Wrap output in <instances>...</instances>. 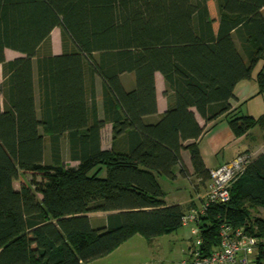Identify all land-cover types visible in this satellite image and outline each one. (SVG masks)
<instances>
[{
	"label": "trees",
	"instance_id": "16d2710c",
	"mask_svg": "<svg viewBox=\"0 0 264 264\" xmlns=\"http://www.w3.org/2000/svg\"><path fill=\"white\" fill-rule=\"evenodd\" d=\"M263 9L264 0H0V264H85L136 234L149 241L181 228L185 210L165 202L157 176L173 180L178 167L187 177L186 150L205 185L197 140L222 115L236 136L258 126L264 139V113L229 115L235 86L259 62L264 92ZM6 48L21 56L7 60ZM157 71L168 106L149 122ZM106 123L110 149L101 147ZM63 136L76 166L64 161ZM252 207L264 208V153L198 221L203 255L218 245L220 224L244 226L258 239L254 264H264V218H251ZM92 212L107 213L102 226Z\"/></svg>",
	"mask_w": 264,
	"mask_h": 264
},
{
	"label": "crops",
	"instance_id": "0c3cea01",
	"mask_svg": "<svg viewBox=\"0 0 264 264\" xmlns=\"http://www.w3.org/2000/svg\"><path fill=\"white\" fill-rule=\"evenodd\" d=\"M56 29L57 28H54L51 34ZM51 51L52 54H59L61 53V48H59L58 46H51ZM4 54L7 60L21 56L20 53H16L8 48L4 50ZM255 74L252 73V77L250 79L242 80L238 82L235 86L234 98L230 100L231 111L229 115L239 116L247 114L256 118L262 113H264V92H258V85L255 81ZM121 79L123 87L125 89H130L133 79L132 74L123 75ZM2 80V67L0 65V83ZM154 81L157 112L155 113V115L146 118V120L149 122L158 119L159 116L167 109L168 106L167 98L164 95L166 85L164 78L160 72L157 71L154 73ZM95 100L98 115L99 117H102L101 83L99 78L96 79ZM1 108L2 96L0 95V109ZM196 118L200 125H204V121L197 114ZM254 128L250 129L243 135L236 136L229 127L228 115H222L218 117L214 122L207 124L203 134L197 140L199 153L201 155L205 167L211 171L217 168L219 165L231 161L238 154L243 153L247 154L251 158H254L260 153H264L263 132L259 127L258 128L260 129V132L254 131ZM111 129L112 125L110 123H106L101 129V147L103 149L111 148ZM61 149L62 154H65L64 158L65 156L67 157V144L65 136H63V138L61 139ZM47 150L48 148L45 145V156L48 155ZM181 156L189 175L187 177H183L182 175H180L177 167L175 169L176 177L175 179L170 181L172 183H179L180 185L182 184V180L187 181L188 193H186L185 187L184 189L182 188V185H179L178 187L173 185L172 188L174 189V192L172 193L171 197H168L167 192L164 190V200L167 204H179L183 206L185 211H187L192 206L198 205L196 203L198 201L197 199H204L209 181L206 182L205 185H201L199 183V179L195 178L192 173V166L189 159V153L184 150L182 151ZM65 162H69V166L77 165V162L75 161L68 160ZM161 177L164 176H157V181L159 185V180L161 179ZM167 181L169 182V179ZM19 184V182L17 183V181H14L13 187L15 189H18ZM36 197L40 200L41 194L36 193ZM106 215L107 213L105 212L88 213L90 222L94 227L102 226L105 222ZM133 237L120 244L117 248H115L112 252L108 253L107 255L89 261L85 264H141L140 259H138V257L141 254L143 244L141 242L130 243V240Z\"/></svg>",
	"mask_w": 264,
	"mask_h": 264
},
{
	"label": "built area",
	"instance_id": "2783aa9c",
	"mask_svg": "<svg viewBox=\"0 0 264 264\" xmlns=\"http://www.w3.org/2000/svg\"><path fill=\"white\" fill-rule=\"evenodd\" d=\"M249 162L247 154H238L231 161L210 171V179L204 199L200 204L184 212L182 226H190L194 236L191 248L180 264H253L257 256L258 239L244 226L232 228L219 226V243L208 255H203L197 223L205 215L209 203H225L229 200V189Z\"/></svg>",
	"mask_w": 264,
	"mask_h": 264
},
{
	"label": "rangeland",
	"instance_id": "374dc122",
	"mask_svg": "<svg viewBox=\"0 0 264 264\" xmlns=\"http://www.w3.org/2000/svg\"><path fill=\"white\" fill-rule=\"evenodd\" d=\"M264 15V9L262 10ZM51 46H58L61 48V38L60 31L57 28L50 36ZM16 52V51H14ZM17 53V52H16ZM19 57V56H18ZM261 66L259 62L257 66L253 70V74H255L258 68ZM253 104V103H252ZM254 131L260 132L258 127L254 128ZM64 161H68V157L65 156ZM69 165V162H66ZM31 177L26 175L24 180L28 183ZM38 179V178H37ZM165 177H161L159 180L161 187L168 194V197L172 196L174 189L172 186H179V183H172L170 180L167 181ZM192 181V180H191ZM20 183L17 180V183ZM182 188H186V193H188V185L187 181H181ZM180 185V186H181ZM176 187V188H177ZM33 189V187H31ZM198 200V201H197ZM196 203L200 204L201 199H197ZM251 218L254 217H262L264 218V208L263 207H252L250 208ZM194 240V236L190 233V226H182L177 231L172 232L170 234L161 235L151 240H146L139 234H136L131 240L130 243L141 242L143 244L141 249V254L138 259H140L141 264H180V261L186 257L187 252L192 246ZM255 262V260H254ZM253 262V264H254Z\"/></svg>",
	"mask_w": 264,
	"mask_h": 264
}]
</instances>
